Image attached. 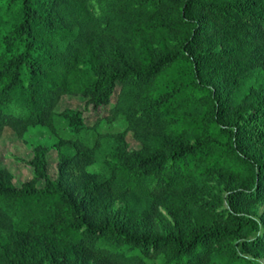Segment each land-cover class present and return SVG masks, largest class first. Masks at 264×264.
<instances>
[{
	"label": "trees",
	"instance_id": "16d2710c",
	"mask_svg": "<svg viewBox=\"0 0 264 264\" xmlns=\"http://www.w3.org/2000/svg\"><path fill=\"white\" fill-rule=\"evenodd\" d=\"M235 47L246 50L244 74ZM252 77L241 102L251 113L224 123L235 104L228 86ZM119 84L96 125L68 111L76 135L61 142L57 179L47 145L35 149L34 176L22 187L0 169V264H259L236 246L217 247L229 229L141 231L133 212L109 208L131 194L189 197L224 168L252 167L245 195L264 196V154L249 153L246 130L264 110V0H0V136L11 128L24 137L36 125L56 132L63 95L99 107ZM120 116L143 149L102 130ZM97 161L101 173L88 169ZM257 244L264 235L248 241ZM233 252L240 263H220Z\"/></svg>",
	"mask_w": 264,
	"mask_h": 264
},
{
	"label": "rangeland",
	"instance_id": "374dc122",
	"mask_svg": "<svg viewBox=\"0 0 264 264\" xmlns=\"http://www.w3.org/2000/svg\"><path fill=\"white\" fill-rule=\"evenodd\" d=\"M212 43L217 48L234 47L231 42L227 41L213 40ZM235 48L238 49L239 53L236 58L244 63L246 50ZM246 71L245 65L242 74ZM56 79L60 81V78ZM255 79L252 77L243 81L238 80L235 85L230 84L228 86L235 104L226 113L224 123H233L244 119L246 115L251 113L250 111H242L241 102ZM119 88L120 84L109 104L99 107H95L88 96L63 95L55 109L57 113L56 132L46 126L36 125L31 126L24 137H20L13 129L7 128L0 136V169L9 170L14 184L22 187L34 176L35 168L32 161L35 157V149L39 145H47L49 147L47 154L48 173L52 180L57 179L60 172L61 142L63 139L76 135L68 111H73V116L78 121L85 125L94 126L98 119L114 106ZM252 114L251 122L246 124V128L251 125L255 128L253 130L246 129L252 134L248 140L249 153L254 156L263 155L264 127H257L256 123L264 120V110H257ZM127 127L128 123L125 116H120L114 122L103 126L102 130L104 132H124V139L129 150L143 149V143L136 138L135 132ZM190 139H193L192 136ZM250 168L248 171L224 168L195 185L192 189V195L189 197L178 195L171 200L156 203L150 198L131 194L125 199L112 202L109 210L116 211L123 216H128L133 212L134 219L138 220L141 231L151 230L162 234H182L214 227L229 229L231 230L230 236L216 244L217 247L236 246L237 254L254 259L259 264H264V246L262 244L253 247L248 245V241L264 235V196L251 198L245 195V190L256 180L255 170ZM88 169L93 173H101L102 164L97 161ZM45 184V180L37 183L38 187H44ZM234 191L236 193L232 196ZM200 201H203L204 204H200ZM237 254L235 252L230 255L224 254V258L219 257L218 260L220 263L230 262L229 260L240 263L238 261L240 257L236 256Z\"/></svg>",
	"mask_w": 264,
	"mask_h": 264
}]
</instances>
